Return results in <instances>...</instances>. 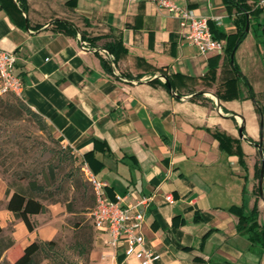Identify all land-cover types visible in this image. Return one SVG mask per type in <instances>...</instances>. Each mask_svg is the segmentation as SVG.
<instances>
[{"label":"crops","instance_id":"crops-1","mask_svg":"<svg viewBox=\"0 0 264 264\" xmlns=\"http://www.w3.org/2000/svg\"><path fill=\"white\" fill-rule=\"evenodd\" d=\"M159 1L28 0V11L14 19L0 8V49L16 54L21 99L57 141L83 162L89 156L85 163L110 199L151 198L143 233L147 248L160 255L154 264H264L263 247L237 229L257 198L264 224V179L261 190L255 178L264 126V14L252 19L234 52L256 103L242 84L239 97L228 100L221 96L235 74L225 52L201 54ZM169 1L207 18L219 32L237 33L238 14L223 0ZM56 19L73 22L77 35L54 30ZM82 32L122 38L128 53L112 73L83 46ZM108 40H99V47ZM169 77L171 90L163 85ZM156 79L160 83H151ZM216 131L241 141L246 167L219 148ZM6 190L0 180V225L15 242L3 255L14 264L32 242L56 240L70 214L66 205L46 204L49 211L33 216L38 227L30 232L6 209ZM96 234L88 264H139Z\"/></svg>","mask_w":264,"mask_h":264},{"label":"rangeland","instance_id":"rangeland-1","mask_svg":"<svg viewBox=\"0 0 264 264\" xmlns=\"http://www.w3.org/2000/svg\"><path fill=\"white\" fill-rule=\"evenodd\" d=\"M252 75L249 73L251 80ZM21 98L14 93L0 94V180L15 189L20 184L27 186L30 180L45 185L49 179L50 186L35 197L48 205H68L70 215L54 240V251L40 254V264H88L97 236L90 218L95 192L89 175L81 158L57 141L49 126L27 111ZM260 105L264 110V103ZM9 238L10 233L3 230L0 249ZM0 264L11 263L2 254Z\"/></svg>","mask_w":264,"mask_h":264},{"label":"trees","instance_id":"trees-1","mask_svg":"<svg viewBox=\"0 0 264 264\" xmlns=\"http://www.w3.org/2000/svg\"><path fill=\"white\" fill-rule=\"evenodd\" d=\"M225 6L230 11H236L238 14L236 17V25H237V33L234 35H227L222 32H219L216 29V26L210 22L211 30L213 32L212 35L216 39L226 40L225 46V54L228 60V63L232 66L235 77L228 80L226 82L225 87V95L221 96L225 99H233L235 97H239V86L242 84L248 90V97L255 101L256 103V95L253 91L252 86L250 85L248 78L241 72L239 65L236 62V59H232V54L237 50L239 45L244 41L247 36V24L250 23L254 18H259L264 14V8L258 5L259 0H223ZM0 8L5 9L8 15L14 19V13H19L22 15L28 11V0H0ZM54 30L58 32H62L69 36H76L79 29L78 27L68 20L56 19L53 21ZM39 29L38 27H35ZM219 33V34H218ZM110 38L106 43L103 44L102 47H99V40ZM81 40L86 42V47H90L92 50L98 53L103 68L109 72H113V66L117 65L119 59L125 55L127 52V48L124 46L122 38L120 36H96V37H86L84 32L81 33ZM102 50L108 52V57H104L100 54ZM215 71V70H213ZM126 77H129L126 75ZM131 77V76H130ZM139 77V76H138ZM168 82L171 87H173L172 79L169 77ZM153 84H158L160 81L158 79L152 81ZM167 86V84H163ZM200 95V94H199ZM27 111L31 112V110L27 107ZM259 113L263 116V110L258 107ZM32 114L36 115L33 111ZM264 126L261 131V141L260 146L262 147V151L264 153ZM213 136L219 141L221 150L225 153L232 155L236 154L240 158V162L243 166L246 167L245 162V152L241 146V141L237 139H233L226 134L216 131L213 133ZM69 150H72L69 147H66ZM99 148L98 144L95 146V150ZM89 156L84 158V162L89 163ZM261 167L262 160H258L255 167V178L256 180H260L261 176ZM51 181L46 179V184L38 183L37 180H30L27 186L19 185L15 189L7 188L6 197L8 199L6 209L9 212H12L17 220L23 221L28 230L33 232L37 229V223L33 220V216L39 214H46L48 210V206L39 200L36 195L42 194L45 192L46 187L50 186ZM255 194L260 196V188L259 185L255 187ZM259 198L256 199L255 205L252 211L249 214H241L239 216V223L237 225V229L240 233L246 235L253 245L263 247L264 249V224H260L259 222V208H258ZM67 207H69L67 205ZM69 210V208L67 209ZM70 211V210H69ZM3 233V228L0 225V235ZM5 241L4 245L0 249V255L5 254L6 251H9L14 245L15 242L12 238H9ZM2 241V242H3ZM56 247V241H35L28 245L23 254L15 261L14 264H40L39 256L41 253L53 252Z\"/></svg>","mask_w":264,"mask_h":264},{"label":"built area","instance_id":"built-area-1","mask_svg":"<svg viewBox=\"0 0 264 264\" xmlns=\"http://www.w3.org/2000/svg\"><path fill=\"white\" fill-rule=\"evenodd\" d=\"M159 5L179 18L183 38L196 46L201 54H224L225 41L212 35L207 18L196 16L190 10L182 9L169 0H160ZM258 5L264 8V0H259ZM83 46H86L85 43ZM101 52L108 57L107 51ZM16 62L15 53L0 49V94L14 93L22 97L25 86L22 78L16 73ZM83 163L95 192V205L90 212L95 230L107 236L106 245L113 250L123 251L127 258H134L139 264H154L160 255L147 248L143 233L146 209L151 198L142 197L135 202H128L130 194H119L114 200L110 199L106 194V184L96 178L87 163ZM167 201L173 203V197L167 196Z\"/></svg>","mask_w":264,"mask_h":264},{"label":"water","instance_id":"water-1","mask_svg":"<svg viewBox=\"0 0 264 264\" xmlns=\"http://www.w3.org/2000/svg\"><path fill=\"white\" fill-rule=\"evenodd\" d=\"M247 31H249V23L247 24V29H246ZM234 55H235V53H233L232 54V59L234 58ZM167 87L171 90L172 89V87H171V85H170V83L168 82V80H167ZM240 132H241V136L243 137V133L244 132H242V130H240ZM261 144H259V145H257V147L259 148V151H260V154H261V160H262V167H261V176H260V185H261V190H262V184H263V179H264V153H263V151H262V147L260 146Z\"/></svg>","mask_w":264,"mask_h":264}]
</instances>
